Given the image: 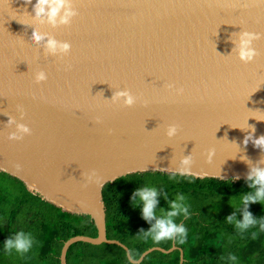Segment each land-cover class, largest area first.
I'll use <instances>...</instances> for the list:
<instances>
[{
  "label": "water",
  "instance_id": "water-1",
  "mask_svg": "<svg viewBox=\"0 0 264 264\" xmlns=\"http://www.w3.org/2000/svg\"><path fill=\"white\" fill-rule=\"evenodd\" d=\"M56 2L0 0V171L94 221L97 237L68 239L60 264L78 242L118 245L133 264L171 253L133 259L108 239L102 188L264 168V0H59L50 19Z\"/></svg>",
  "mask_w": 264,
  "mask_h": 264
},
{
  "label": "trees",
  "instance_id": "trees-1",
  "mask_svg": "<svg viewBox=\"0 0 264 264\" xmlns=\"http://www.w3.org/2000/svg\"><path fill=\"white\" fill-rule=\"evenodd\" d=\"M249 183L247 179L197 178L161 171L135 172L120 177L102 188L107 237L126 245L133 259H139L152 247L168 250L175 242L179 248L171 253L154 251L140 264H180V251L184 256L183 264H264V230L259 223L264 220V202H249L247 206L241 202L243 194L255 191V186L250 188ZM142 187H155L157 191L155 215L150 219L142 216L135 196L136 190ZM29 194L31 203L35 204H28L23 223L30 225L35 235L33 247L36 250L18 263L60 264L61 250L68 239L76 235L97 237V228L89 215L64 211L39 194ZM178 194L185 198L182 203L187 206L188 215L178 213L173 220L187 229L185 242L180 244L175 237L154 243L143 239L156 219L170 210L169 202ZM244 211L251 213L257 224L239 229L236 222L242 219ZM229 216L233 217L232 222L227 221ZM229 254L235 255L236 260H229ZM5 259L0 256V264H6ZM67 264L133 263L118 245L78 242L70 246Z\"/></svg>",
  "mask_w": 264,
  "mask_h": 264
},
{
  "label": "clouds",
  "instance_id": "clouds-1",
  "mask_svg": "<svg viewBox=\"0 0 264 264\" xmlns=\"http://www.w3.org/2000/svg\"><path fill=\"white\" fill-rule=\"evenodd\" d=\"M42 3V0H41ZM61 4L59 0L51 6V11L49 13V17L55 14L58 8H60ZM38 11H42V7L38 6ZM249 34H243L240 41V51L239 55L241 59H251L253 56V51L248 47ZM39 39V37H36ZM50 45L52 41L49 42ZM63 48H67L68 45H61ZM43 75L41 74L38 79H42ZM119 95V93H118ZM127 102H131V98L129 97ZM174 129H169L171 133ZM257 145L264 146V137H261L255 141ZM183 163L187 164L188 160L185 159ZM188 173L187 169H183L181 171V175H186ZM171 179V177H170ZM247 180L250 181L249 187L252 188L255 186V191L251 193H245L241 196V202L247 206L249 202H264V168H252L247 176ZM135 196L140 202V210L141 214L145 219H150L154 217L155 212L154 208L157 204L156 196L157 191L155 187H142L136 190ZM184 196L182 194H178L176 199L169 202L170 210L166 212L161 218L156 219L155 223L150 227V229L144 233L143 239H150L154 242H161L164 240H171L173 237L176 238L177 242L183 244L185 242L187 236V229L183 224H177L174 222L173 217L177 216L178 213H183L185 216L188 215V209L185 204L182 203L184 201ZM228 222H232L233 217L229 216L226 218ZM260 228L264 230V220L260 222ZM257 224V220L253 218L251 213L248 211L243 212L242 219L236 222V227L239 229H246L252 225ZM256 233H253L255 236ZM32 239L29 235L25 234L22 231L16 232L14 237L8 238L4 241V249L14 250L16 253H27L29 249L32 248ZM229 260H236V256L229 254Z\"/></svg>",
  "mask_w": 264,
  "mask_h": 264
},
{
  "label": "rangeland",
  "instance_id": "rangeland-1",
  "mask_svg": "<svg viewBox=\"0 0 264 264\" xmlns=\"http://www.w3.org/2000/svg\"><path fill=\"white\" fill-rule=\"evenodd\" d=\"M29 192L31 191L23 181L0 171V256H5L6 264H21V262L18 263L19 260L30 256L34 252L33 250H36L33 247L36 243L35 235L31 233L30 225L23 223L26 220L24 211L28 208V204H35L34 201L31 203ZM20 204L25 205L17 206ZM18 207L21 209L19 210ZM13 218L14 222H11ZM18 231L24 232L32 239V248L27 253H16L14 250L6 251L3 247L4 241L14 237Z\"/></svg>",
  "mask_w": 264,
  "mask_h": 264
}]
</instances>
